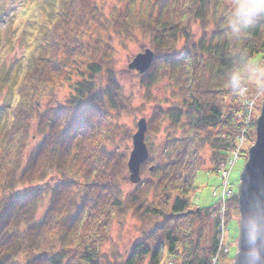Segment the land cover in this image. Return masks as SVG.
I'll return each instance as SVG.
<instances>
[{
	"label": "trees",
	"instance_id": "obj_1",
	"mask_svg": "<svg viewBox=\"0 0 264 264\" xmlns=\"http://www.w3.org/2000/svg\"><path fill=\"white\" fill-rule=\"evenodd\" d=\"M35 1L40 21L13 65L12 99L0 105V264H212L216 203L191 207L187 197L197 172L208 164L217 174L234 145L241 122L232 77L241 83L251 59H264V19L234 26L226 0H147L122 12L115 0L107 17L103 0ZM134 31L156 55L136 75L144 103H153L146 176L125 193L134 128L124 117L144 106L132 108L115 53L137 41ZM229 207L237 209L235 194L226 217ZM128 219L138 239L123 256L111 231L119 238ZM227 255L214 264H232Z\"/></svg>",
	"mask_w": 264,
	"mask_h": 264
},
{
	"label": "rangeland",
	"instance_id": "obj_2",
	"mask_svg": "<svg viewBox=\"0 0 264 264\" xmlns=\"http://www.w3.org/2000/svg\"><path fill=\"white\" fill-rule=\"evenodd\" d=\"M42 1V0H39ZM101 1V0H100ZM105 4H103V12L104 16H108L111 8L113 7L115 0H103ZM121 5L118 7V10L122 12L125 8L129 7V9L133 10L136 8L137 10L141 7L145 6L147 0H120ZM153 1V0H152ZM38 1L35 0H0V6L4 10L3 15L0 16V105H5L8 100L12 99L13 96V87L10 86L11 79V71L16 72V68H13L15 63L16 66L21 65L23 62V56L27 54L28 50H25L22 46L25 43V39L29 38L30 35H34L33 28L40 18L36 17L33 9L36 7ZM102 2V1H101ZM227 8L231 9L232 1H225ZM135 30H138L135 28ZM140 30V29H139ZM193 30V34L198 35L199 29L196 27ZM135 38L137 41L132 40L127 45V49H119L117 53H115V59L117 62V70L125 72L119 76L120 83L125 88V94L133 97V105L132 108H138L141 105L144 106L141 112H137L135 117L127 116L124 117V123L126 128H134L136 129V122L141 117L147 118L149 116V111L152 108L153 103L146 104L143 99V90L139 88L138 80L136 79L137 72L133 70L127 69V64L131 62V59L138 53L143 51L145 48L153 49L149 39L147 37L141 36L140 31H134ZM28 47H31L28 41L25 43ZM114 45L116 49L119 48L117 46V38L114 39ZM155 53V51H154ZM156 55V54H155ZM17 66V67H18ZM21 72L22 69H18ZM140 75V74H138ZM143 75V74H142ZM244 79L239 83L236 87L240 110H242L244 106V101L250 100L252 101V123H254L255 118L259 114V109L262 100L264 99V59L262 60L260 56H254L250 64L247 66L244 72ZM245 89V99L239 96L238 89ZM65 92H62L60 95L63 96ZM154 95L156 98L161 100L165 95H167V88L165 86V82L159 83L156 86L154 91ZM252 125V124H251ZM133 131V133H134ZM252 131L254 132V128L252 127ZM147 132V131H146ZM132 133V134H133ZM132 136V135H131ZM146 136V133H145ZM144 136V141H145ZM159 139H162V135H160ZM235 139V137H234ZM251 143H247L244 145L243 153L241 157L235 161L233 166L230 169L228 176V186L236 194L237 186L239 183V174L242 170V167L245 163L247 157V149ZM147 146V145H146ZM128 147V154L132 149L131 139L130 143L126 146ZM161 149V144H157L156 155H159ZM149 154V151H148ZM126 155V156H127ZM128 159V156H127ZM127 162V161H126ZM210 165H206L205 169L197 172L194 178V186L195 190L188 194L187 201L191 207H209L217 202L218 196L221 193V180L218 174H211L208 172ZM141 177H145V175H141ZM55 180L56 177L51 178ZM133 184L126 185L125 193H129ZM229 216L225 219V229L222 232L224 234V242L228 245V258H233L234 252H236V242L238 237V221H239V211L238 209L229 207ZM136 222L128 219L126 225L121 231V234L118 238V230L113 228L111 231V238L113 241L118 240V249L119 252L126 256L128 248L132 242L138 239L137 234L134 231V226ZM205 239L204 246L207 245L208 240L210 238V224H207L205 227L204 233ZM105 246L103 247V251H107ZM221 254L218 259H221ZM217 259V261H218ZM232 263V261H231Z\"/></svg>",
	"mask_w": 264,
	"mask_h": 264
},
{
	"label": "water",
	"instance_id": "obj_3",
	"mask_svg": "<svg viewBox=\"0 0 264 264\" xmlns=\"http://www.w3.org/2000/svg\"><path fill=\"white\" fill-rule=\"evenodd\" d=\"M154 58V51L145 48L131 59L127 69L145 74ZM146 131L147 121L141 117L131 136L132 149L125 165L128 180L133 185L140 182L141 165L149 157L144 141ZM235 197L239 221L232 264H264V99L254 121V140L247 149Z\"/></svg>",
	"mask_w": 264,
	"mask_h": 264
},
{
	"label": "built area",
	"instance_id": "obj_4",
	"mask_svg": "<svg viewBox=\"0 0 264 264\" xmlns=\"http://www.w3.org/2000/svg\"><path fill=\"white\" fill-rule=\"evenodd\" d=\"M239 96L245 99V89L242 88L238 89ZM252 101L245 100L244 106L242 110H240L239 114L237 115L238 120L241 122V128L239 132L235 135L234 145L229 150V156L227 160L221 163L218 166L217 174L220 177L221 182V193L218 196L217 205L215 209L210 212L211 213V220L217 222V235H216V255L212 259V264L217 262V257L221 254H225L228 252V245L224 242V234L222 233L225 229V215L227 210V201L233 194V191L229 188L228 184V176L231 167L237 161L242 153L244 145L251 142L252 137Z\"/></svg>",
	"mask_w": 264,
	"mask_h": 264
},
{
	"label": "clouds",
	"instance_id": "obj_5",
	"mask_svg": "<svg viewBox=\"0 0 264 264\" xmlns=\"http://www.w3.org/2000/svg\"><path fill=\"white\" fill-rule=\"evenodd\" d=\"M264 19V0H232L229 23L232 25L251 24L253 21ZM239 81L238 73L232 77L233 87Z\"/></svg>",
	"mask_w": 264,
	"mask_h": 264
},
{
	"label": "bare ground",
	"instance_id": "obj_6",
	"mask_svg": "<svg viewBox=\"0 0 264 264\" xmlns=\"http://www.w3.org/2000/svg\"><path fill=\"white\" fill-rule=\"evenodd\" d=\"M227 204H228V202H227ZM216 247H217V244H216Z\"/></svg>",
	"mask_w": 264,
	"mask_h": 264
}]
</instances>
